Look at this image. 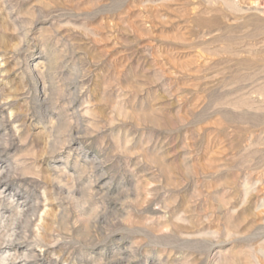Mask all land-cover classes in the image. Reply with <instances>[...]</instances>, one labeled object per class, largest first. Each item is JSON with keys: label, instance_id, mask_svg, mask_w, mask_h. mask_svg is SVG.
<instances>
[{"label": "rangeland", "instance_id": "1", "mask_svg": "<svg viewBox=\"0 0 264 264\" xmlns=\"http://www.w3.org/2000/svg\"><path fill=\"white\" fill-rule=\"evenodd\" d=\"M0 264H264V0H0Z\"/></svg>", "mask_w": 264, "mask_h": 264}, {"label": "bare ground", "instance_id": "2", "mask_svg": "<svg viewBox=\"0 0 264 264\" xmlns=\"http://www.w3.org/2000/svg\"><path fill=\"white\" fill-rule=\"evenodd\" d=\"M13 261H15V259Z\"/></svg>", "mask_w": 264, "mask_h": 264}]
</instances>
